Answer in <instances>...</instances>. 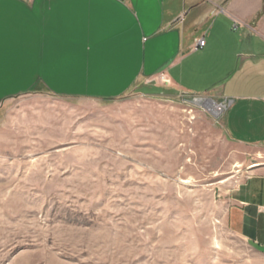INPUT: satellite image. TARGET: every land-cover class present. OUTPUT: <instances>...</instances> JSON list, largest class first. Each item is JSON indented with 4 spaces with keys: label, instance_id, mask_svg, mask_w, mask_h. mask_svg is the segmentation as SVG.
I'll use <instances>...</instances> for the list:
<instances>
[{
    "label": "rangeland",
    "instance_id": "1",
    "mask_svg": "<svg viewBox=\"0 0 264 264\" xmlns=\"http://www.w3.org/2000/svg\"><path fill=\"white\" fill-rule=\"evenodd\" d=\"M205 98L1 100L0 264H264L223 222L264 145L229 140Z\"/></svg>",
    "mask_w": 264,
    "mask_h": 264
},
{
    "label": "crops",
    "instance_id": "2",
    "mask_svg": "<svg viewBox=\"0 0 264 264\" xmlns=\"http://www.w3.org/2000/svg\"><path fill=\"white\" fill-rule=\"evenodd\" d=\"M264 0H0V101L208 95L243 147L264 145ZM203 38L202 48L194 49ZM168 79L159 81V74ZM216 104H215V103ZM225 226L264 254V163L229 190Z\"/></svg>",
    "mask_w": 264,
    "mask_h": 264
},
{
    "label": "built area",
    "instance_id": "3",
    "mask_svg": "<svg viewBox=\"0 0 264 264\" xmlns=\"http://www.w3.org/2000/svg\"><path fill=\"white\" fill-rule=\"evenodd\" d=\"M204 44H205L204 39L202 37L201 38H198L195 41L194 49L202 48L204 46ZM159 81H161L163 84H167L168 83V79L162 73L159 74ZM223 110H224V106L223 105H220V107H219V113L217 115L218 117H220V115L222 114Z\"/></svg>",
    "mask_w": 264,
    "mask_h": 264
},
{
    "label": "water",
    "instance_id": "4",
    "mask_svg": "<svg viewBox=\"0 0 264 264\" xmlns=\"http://www.w3.org/2000/svg\"><path fill=\"white\" fill-rule=\"evenodd\" d=\"M211 101L213 102V100H211ZM194 102L198 104V103H199V100L197 99V100H195Z\"/></svg>",
    "mask_w": 264,
    "mask_h": 264
},
{
    "label": "bare ground",
    "instance_id": "5",
    "mask_svg": "<svg viewBox=\"0 0 264 264\" xmlns=\"http://www.w3.org/2000/svg\"><path fill=\"white\" fill-rule=\"evenodd\" d=\"M211 100V99H210ZM215 103V102H214ZM216 104V103H215ZM210 112V111H209ZM211 113V112H210ZM214 116H215V114L214 113H212ZM218 115V114H217Z\"/></svg>",
    "mask_w": 264,
    "mask_h": 264
},
{
    "label": "trees",
    "instance_id": "6",
    "mask_svg": "<svg viewBox=\"0 0 264 264\" xmlns=\"http://www.w3.org/2000/svg\"><path fill=\"white\" fill-rule=\"evenodd\" d=\"M263 9H264V6H263Z\"/></svg>",
    "mask_w": 264,
    "mask_h": 264
}]
</instances>
